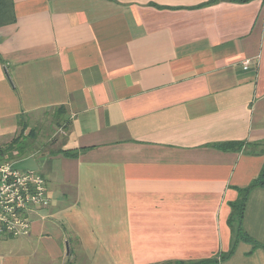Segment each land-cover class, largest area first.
Masks as SVG:
<instances>
[{"label":"crops","instance_id":"obj_1","mask_svg":"<svg viewBox=\"0 0 264 264\" xmlns=\"http://www.w3.org/2000/svg\"><path fill=\"white\" fill-rule=\"evenodd\" d=\"M209 1L12 0L0 139L19 133L20 116L51 110L67 133L41 158L50 207L28 236L0 242V264L228 252L229 203L264 156L217 145L264 143V0L200 7ZM243 228L262 247L240 242L220 264H264V188L250 193Z\"/></svg>","mask_w":264,"mask_h":264},{"label":"trees","instance_id":"obj_2","mask_svg":"<svg viewBox=\"0 0 264 264\" xmlns=\"http://www.w3.org/2000/svg\"><path fill=\"white\" fill-rule=\"evenodd\" d=\"M222 1H230L237 3H248L252 0H210L206 4L200 7H208L218 4ZM12 0H0V27L10 22L12 18ZM14 17V16H13ZM13 21V20H12ZM62 116L57 119V122H61ZM26 116H20L18 125L20 128L19 137L14 138L9 144L0 148V162L2 161H20L27 158H31L29 154V141L28 138H36L34 130H29V124ZM217 148L222 151H240L244 150L249 154L264 156V143L262 144H247V143H224L217 145ZM67 156H76L73 152H64ZM264 188V166L259 176L251 182V184L243 189H238V197L234 202L229 203L230 215L227 220V225L230 228L231 239L228 252L220 253L214 258L201 260V261H169L162 264H220L221 262L230 258L238 244L240 242H248L254 244L255 247H262L259 243L253 240L245 232L243 228V220L245 215V209L250 193L257 189ZM70 264V263H67Z\"/></svg>","mask_w":264,"mask_h":264},{"label":"built area","instance_id":"obj_3","mask_svg":"<svg viewBox=\"0 0 264 264\" xmlns=\"http://www.w3.org/2000/svg\"><path fill=\"white\" fill-rule=\"evenodd\" d=\"M16 163L0 162V242L28 236L33 214L52 202L46 179L38 172L17 170Z\"/></svg>","mask_w":264,"mask_h":264},{"label":"rangeland","instance_id":"obj_4","mask_svg":"<svg viewBox=\"0 0 264 264\" xmlns=\"http://www.w3.org/2000/svg\"><path fill=\"white\" fill-rule=\"evenodd\" d=\"M62 116L54 110L38 113L28 120L29 130H34L36 138L29 137V154L35 158L38 163V173L42 171L41 158L42 154L48 151L56 150L60 142L64 139L67 129L64 123L57 122V119ZM60 123V124H58ZM20 133V129H19ZM19 133L12 138L19 137ZM12 140L7 141V138L0 139V148L9 144ZM57 142V146L52 147ZM53 144V145H52Z\"/></svg>","mask_w":264,"mask_h":264},{"label":"water","instance_id":"obj_5","mask_svg":"<svg viewBox=\"0 0 264 264\" xmlns=\"http://www.w3.org/2000/svg\"><path fill=\"white\" fill-rule=\"evenodd\" d=\"M14 167L17 170H27V171H32V172L38 171V165L34 158H29L21 162H18L14 165ZM67 254H69V248H67Z\"/></svg>","mask_w":264,"mask_h":264},{"label":"bare ground","instance_id":"obj_6","mask_svg":"<svg viewBox=\"0 0 264 264\" xmlns=\"http://www.w3.org/2000/svg\"><path fill=\"white\" fill-rule=\"evenodd\" d=\"M31 158H34V157H31ZM27 159H29V158H27ZM34 159H35V158H34ZM24 160H26V159H24ZM21 161H23V160L17 161V163H18V162H21ZM38 170H39V168H38ZM37 172H38V171H37Z\"/></svg>","mask_w":264,"mask_h":264}]
</instances>
